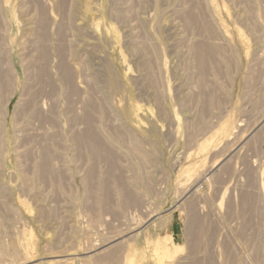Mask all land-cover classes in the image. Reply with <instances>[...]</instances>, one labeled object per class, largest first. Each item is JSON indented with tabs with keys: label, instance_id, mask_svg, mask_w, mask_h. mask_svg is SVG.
Wrapping results in <instances>:
<instances>
[{
	"label": "rangeland",
	"instance_id": "rangeland-1",
	"mask_svg": "<svg viewBox=\"0 0 264 264\" xmlns=\"http://www.w3.org/2000/svg\"><path fill=\"white\" fill-rule=\"evenodd\" d=\"M263 184L264 0H0V264H264Z\"/></svg>",
	"mask_w": 264,
	"mask_h": 264
},
{
	"label": "bare ground",
	"instance_id": "bare-ground-1",
	"mask_svg": "<svg viewBox=\"0 0 264 264\" xmlns=\"http://www.w3.org/2000/svg\"><path fill=\"white\" fill-rule=\"evenodd\" d=\"M87 7H88V5H87ZM87 7H85L86 9H87ZM91 8V9H90ZM94 8V7H93ZM90 5H89V9H87V11H85L84 10V12H86V19L89 21L88 22V24L90 25V27L93 29V31H95L96 30V32H98L99 31V29L101 28L99 25H101L100 23H101V21L100 20H98V17L95 15V11L94 10H92L93 9ZM97 11V10H96ZM85 14V13H84ZM97 18H96V17ZM100 21V22H99ZM98 29V30H97ZM240 32V31H239ZM241 34V33H240ZM239 35V34H238ZM242 39V41L243 42H247V40H244V37H243V34H242V36L240 35V40ZM245 44V43H244ZM202 56H201V58H200V60H202ZM138 108V107H137ZM203 163V162H202ZM186 178V177H185ZM184 178V179H185ZM183 180V179H182ZM181 180V181H182ZM263 187H264V184H263ZM22 242H24L23 240H22ZM21 242V243H22ZM31 243V242H30ZM30 243H28V245L30 244ZM159 243V242H158ZM24 244H26V243H24ZM23 244V245H24ZM31 246H32V244H30ZM20 246H21V244H20ZM25 246V248L26 247H28L27 245H24ZM21 248H23V247H21ZM167 248V247H166ZM165 247H164V249H166ZM24 249V248H23ZM22 249V250H23ZM26 250H27V248H26ZM25 250V251H26ZM29 250V249H28ZM27 250V251H28ZM25 251H23V252H25ZM33 253V252H32ZM25 254V253H24ZM27 254H28V252H27ZM26 255V254H25ZM24 255V256H25ZM28 255H30V254H28ZM28 257V256H27ZM26 258V257H25ZM67 258H69V257H67ZM71 258V257H70ZM27 259V258H26ZM65 259V258H64ZM126 262L128 261L129 262V260H130V256H127L125 259H124ZM60 262V261H59ZM66 262V261H65ZM58 263V262H57ZM130 264H131V262H129ZM128 263V264H129ZM124 264V263H123Z\"/></svg>",
	"mask_w": 264,
	"mask_h": 264
}]
</instances>
